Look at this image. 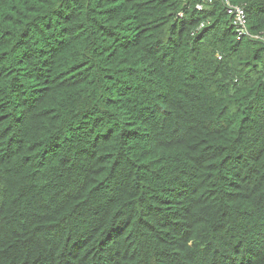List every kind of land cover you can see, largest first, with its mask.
<instances>
[{
    "label": "trees",
    "instance_id": "trees-1",
    "mask_svg": "<svg viewBox=\"0 0 264 264\" xmlns=\"http://www.w3.org/2000/svg\"><path fill=\"white\" fill-rule=\"evenodd\" d=\"M199 1L0 0V264H264V43Z\"/></svg>",
    "mask_w": 264,
    "mask_h": 264
},
{
    "label": "built area",
    "instance_id": "built-area-1",
    "mask_svg": "<svg viewBox=\"0 0 264 264\" xmlns=\"http://www.w3.org/2000/svg\"><path fill=\"white\" fill-rule=\"evenodd\" d=\"M215 0H200L197 4L198 9H202L205 4L212 3ZM226 11L232 20V25L237 33L238 38L250 37L252 39L261 40L264 43V32L253 33L249 29L248 25V13L245 6L237 5L231 0H223ZM180 16H183V12L179 13ZM221 58V57H220Z\"/></svg>",
    "mask_w": 264,
    "mask_h": 264
}]
</instances>
